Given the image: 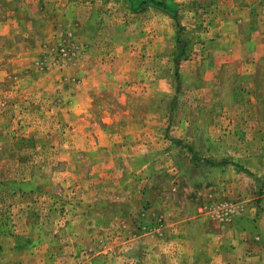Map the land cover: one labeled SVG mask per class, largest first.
I'll use <instances>...</instances> for the list:
<instances>
[{
  "label": "rangeland",
  "instance_id": "374dc122",
  "mask_svg": "<svg viewBox=\"0 0 264 264\" xmlns=\"http://www.w3.org/2000/svg\"><path fill=\"white\" fill-rule=\"evenodd\" d=\"M13 234L30 264H264V0H0Z\"/></svg>",
  "mask_w": 264,
  "mask_h": 264
},
{
  "label": "crops",
  "instance_id": "0c3cea01",
  "mask_svg": "<svg viewBox=\"0 0 264 264\" xmlns=\"http://www.w3.org/2000/svg\"><path fill=\"white\" fill-rule=\"evenodd\" d=\"M28 229V228H27ZM26 232H28L26 230ZM25 232V233H26ZM49 245L47 241H40L34 244L30 239H21L18 235H7L0 237V264H30L28 262L30 259L32 262L36 260L31 254H37L43 252L47 254V260L51 256L49 253ZM59 245L56 246V249ZM49 256V257H48ZM44 259L45 257L42 256ZM37 264H44V260Z\"/></svg>",
  "mask_w": 264,
  "mask_h": 264
}]
</instances>
